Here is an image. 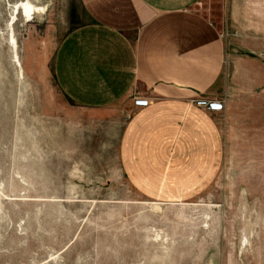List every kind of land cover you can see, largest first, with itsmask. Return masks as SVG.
I'll return each mask as SVG.
<instances>
[{
	"label": "rangeland",
	"instance_id": "374dc122",
	"mask_svg": "<svg viewBox=\"0 0 264 264\" xmlns=\"http://www.w3.org/2000/svg\"><path fill=\"white\" fill-rule=\"evenodd\" d=\"M196 9L224 41L201 96L223 109L176 167L191 154L122 152L121 107L79 108L56 86L78 0H0V264H264V0Z\"/></svg>",
	"mask_w": 264,
	"mask_h": 264
},
{
	"label": "crops",
	"instance_id": "0c3cea01",
	"mask_svg": "<svg viewBox=\"0 0 264 264\" xmlns=\"http://www.w3.org/2000/svg\"><path fill=\"white\" fill-rule=\"evenodd\" d=\"M78 2L83 21L53 58L61 94L91 111L121 107L128 121L122 152L189 153L188 160L175 161L185 163L176 167H191L192 154L209 145V116L215 114L197 101L213 102L201 96L224 59L222 36L196 9L201 0ZM138 99L147 106H135Z\"/></svg>",
	"mask_w": 264,
	"mask_h": 264
},
{
	"label": "built area",
	"instance_id": "2783aa9c",
	"mask_svg": "<svg viewBox=\"0 0 264 264\" xmlns=\"http://www.w3.org/2000/svg\"><path fill=\"white\" fill-rule=\"evenodd\" d=\"M134 104H135V106L144 107V106H147L148 101L144 100V99H138V100H135ZM197 105L198 106H205L207 108V110L215 111V112L221 111L223 109L222 104L217 103V102H212V103L206 104V102H204V101H197Z\"/></svg>",
	"mask_w": 264,
	"mask_h": 264
},
{
	"label": "bare ground",
	"instance_id": "6f19581e",
	"mask_svg": "<svg viewBox=\"0 0 264 264\" xmlns=\"http://www.w3.org/2000/svg\"><path fill=\"white\" fill-rule=\"evenodd\" d=\"M42 10H43V8H42ZM42 10H41V8L35 7L30 2H24L20 6V11L24 12V14L26 16L34 15L35 13L40 12ZM13 41H14V46H16V43H15L14 39H13ZM154 206H156L155 209H157V210L160 209L161 210V207L159 205H154Z\"/></svg>",
	"mask_w": 264,
	"mask_h": 264
}]
</instances>
